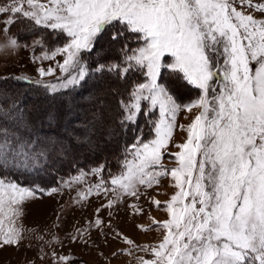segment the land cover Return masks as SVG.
Returning a JSON list of instances; mask_svg holds the SVG:
<instances>
[{"label": "snow or ice", "instance_id": "obj_1", "mask_svg": "<svg viewBox=\"0 0 264 264\" xmlns=\"http://www.w3.org/2000/svg\"><path fill=\"white\" fill-rule=\"evenodd\" d=\"M264 3L253 0H4L0 16L8 39L0 52L21 45L10 35L13 24L51 30L59 44L47 50L45 38L33 39L42 58L63 57L58 67L65 76L58 84L32 83L51 93L82 86L90 71L116 74L130 83L119 99L121 126L144 115L153 138L143 134L125 149L123 171L110 179L120 197H138L139 186L151 188L170 176L176 191L166 202L169 219L153 220L165 230L151 247L154 259L142 264H264ZM107 33L122 42L119 62L98 63L85 57ZM135 43V47L129 44ZM53 69L40 68L41 77ZM167 72L174 84L183 81L199 90L198 99L177 102L159 82ZM21 79V78H16ZM146 102V103H144ZM15 107V106H13ZM200 109L187 126V137L175 145V167L162 161L176 128L177 114ZM158 112V117H152ZM0 118L15 119L11 110ZM55 119L49 117V123ZM37 141L23 140L0 125V169L29 171L44 156ZM104 171L103 166L93 174ZM83 173L77 177L82 179ZM108 191L103 178L94 186ZM43 191V189H40ZM57 189H52L48 194ZM81 193V198L90 195ZM36 189L0 179V244H18L15 219ZM158 208L161 201H152ZM112 206L110 201L108 207ZM99 211V210H97ZM139 211V210H138ZM103 222L95 221L97 226ZM142 227V226H141ZM150 231L152 229H143ZM126 243L133 241L126 239ZM66 260V257H61Z\"/></svg>", "mask_w": 264, "mask_h": 264}, {"label": "rangeland", "instance_id": "obj_2", "mask_svg": "<svg viewBox=\"0 0 264 264\" xmlns=\"http://www.w3.org/2000/svg\"><path fill=\"white\" fill-rule=\"evenodd\" d=\"M2 2L4 0H0V3ZM253 3H264V0H253ZM251 14L257 19H264V16L255 11ZM5 19L6 17L0 16V44L8 39V35L3 31ZM12 27L14 24L11 26L10 35L18 39L21 47L18 50L0 52V81L12 76L13 80L21 78L33 82L42 80L45 84H58L65 76L58 67L63 57L57 56L55 60L43 59V54L40 48L33 44V39L44 37L45 50L60 41L51 35V30L19 36L13 32ZM97 43L94 55L101 52V58H96L93 53L85 57L91 69L98 63L119 62V44L110 41L107 33ZM93 58L96 60L93 61ZM40 68L45 71L52 68L54 71L52 75L41 77ZM113 74L90 71L86 79L96 82L89 83V93L81 95H76L74 87L56 93V96H51L55 97L51 100H44L51 97L43 96V92L40 99L34 100L31 98L32 93L28 92L22 96V104L32 110V122H23V111L18 105L11 111L15 119L1 118L0 122L7 127H26L25 125L29 124L30 127L53 128L55 137H47L46 141L51 153V163L58 167L66 164L67 157L81 158L86 152L91 155L110 153L123 134L116 125L117 117H122L118 101L126 95L130 83L139 80V77L134 76L125 84L122 83L124 80L121 81ZM170 80H175V77H169L165 72L159 82L170 89L178 103L188 104L198 99L200 92L194 86L179 80L172 84ZM14 85L15 83L11 85L10 82L0 84V104L3 101L6 107L15 106L12 104L13 94L20 91L13 89ZM31 101H35L32 106ZM0 111L5 110L0 107ZM116 112L121 113L116 115ZM199 112L200 109L194 108L191 112L181 110L177 114L176 128L162 161L165 167L176 166L172 154L178 152L179 148L175 145L186 140L185 129ZM55 115L53 126L46 117ZM140 116L141 119L145 117L139 115L135 124L139 123ZM157 117L158 112L152 119ZM78 118H82V121L79 125H74ZM44 133L50 135L48 132ZM153 135H146L143 139H151ZM127 158L132 159L131 155H127ZM96 161L79 166L43 191L36 189L35 198L23 204L22 214L15 219V227L21 232L20 242L12 245L0 244V264H142V260L154 259L150 249L162 241L165 230L153 225V220L162 222L169 219L166 202L176 191L172 186L174 182L170 176H166L151 188L139 186V198L122 196L117 199L116 194L110 190L111 178L107 181L105 161ZM100 166H103L104 171L93 174L92 170ZM81 171L85 175L77 181ZM122 171L123 165L120 172L113 176ZM101 178L108 185V191L95 190L94 186ZM90 187L93 188L92 193L86 198H81L80 194L87 193ZM52 189L57 191L49 195ZM154 199L161 201L159 208L152 202ZM110 201L112 206L108 207ZM97 219L103 222L99 226L95 224ZM126 239L133 243H126ZM61 257L67 259L61 260Z\"/></svg>", "mask_w": 264, "mask_h": 264}, {"label": "trees", "instance_id": "obj_3", "mask_svg": "<svg viewBox=\"0 0 264 264\" xmlns=\"http://www.w3.org/2000/svg\"><path fill=\"white\" fill-rule=\"evenodd\" d=\"M13 28V32L16 35L22 34L21 36H24L26 34H33L35 33V31H47L44 30L42 28L39 27H33V28H29L27 27L25 24L23 23H16L14 24ZM30 34V35H31ZM119 45V48L121 47L122 42L118 41L117 42ZM97 44H95V48L94 51L91 52L94 55V52L97 48ZM129 44L134 47L136 46L135 43L131 40H129ZM118 48V49H119ZM95 56V55H94ZM96 58L100 59L101 58V52H99L98 55L95 56ZM96 58H93V61L96 60ZM117 59V58H115ZM119 61L121 59V57L118 58ZM116 75V74H113ZM134 77V75L129 74L128 78L126 80H121L123 81L122 83H127L129 82L132 78ZM137 77V76H135ZM6 82H10V84L12 85L13 83H15L14 88L13 89H18L20 92L13 94V102L12 104L15 105V107L10 108V107H6L3 105V101L0 104L1 109L7 111V110H11L14 111V109L17 107H20L23 111V122L26 120H29L30 122H32L33 120V112H31L32 110L28 107V106H24L22 104V96L25 95L28 92L32 93L31 98H34V100H38L41 97V94L43 92V96H56L57 94H52L50 93L48 90H46L43 86L40 85H36L35 83H32V80H17L14 79L13 77L10 76L9 78H4L0 81V84L2 83H6ZM94 83L96 82L95 80H87L82 82V86H76L75 87V92L76 95L79 94L81 95L82 93H89V83ZM126 88V87H124ZM55 97H51V98H44V100H51ZM35 101H31V105H33ZM55 109V108H53ZM12 113V112H11ZM121 112H116V115H118ZM56 114H58L56 112ZM50 116H47L46 118L49 119ZM122 117H117V124L118 125V130L121 132H123V134L120 135V138L118 139V142L115 143L116 145H114V150L110 153H103V154H95V155H91L88 154V152L84 153L83 156L81 158H77L75 157H67L66 160V164L61 165L60 167L53 165L51 163V153L48 150L49 149V145L47 144L46 139H48L47 137H55V130L53 128H43V127H30V125H25L26 127H19V126H14V127H7L4 124H1L3 127H6L9 130V133H14L17 136H19L20 138H22L23 140H34L37 141L35 147L37 151H43L44 152V156H42L39 160V163L37 166L33 167L32 169H30L29 171H17V170H3L0 169V179H5V180H11V181H16L19 184L22 185H28L31 186L37 190L40 189H46L47 187H49V185L56 183L59 179H61L64 175H66L67 173H70L72 170L77 169L79 166L81 165H86L92 162H95L96 160L99 162L105 161V174L107 177V181L115 174L120 172V169L122 168L123 165V161L125 158V155H127V153L125 152V149H130L129 145L132 144L133 142H135V138L137 136H141V133L144 134L143 137H145L146 135L149 136L153 133L150 132V125L147 122V118L144 117L143 119H141V116L138 118L139 123L138 124H128L125 126H121L120 124V120ZM1 119V118H0ZM25 119V120H24ZM55 119H56V115H55ZM54 119V120H55ZM53 120V121H54ZM58 121V120H57ZM56 121V122H57ZM78 121V122H77ZM80 121H82V118H78L75 121L74 125H79ZM53 126L55 125V123H52ZM70 127V126H69ZM44 132H48L50 135L47 136L45 135ZM76 132L77 131H73ZM96 161V162H97ZM92 166V165H89Z\"/></svg>", "mask_w": 264, "mask_h": 264}]
</instances>
